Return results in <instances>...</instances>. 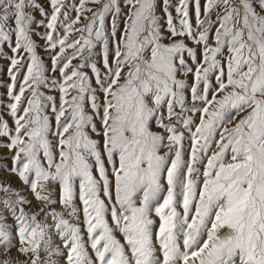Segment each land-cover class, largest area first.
Listing matches in <instances>:
<instances>
[{
	"label": "snow or ice",
	"instance_id": "snow-or-ice-1",
	"mask_svg": "<svg viewBox=\"0 0 264 264\" xmlns=\"http://www.w3.org/2000/svg\"><path fill=\"white\" fill-rule=\"evenodd\" d=\"M0 61V264H264V0H0Z\"/></svg>",
	"mask_w": 264,
	"mask_h": 264
},
{
	"label": "rangeland",
	"instance_id": "rangeland-1",
	"mask_svg": "<svg viewBox=\"0 0 264 264\" xmlns=\"http://www.w3.org/2000/svg\"><path fill=\"white\" fill-rule=\"evenodd\" d=\"M36 18L39 19L38 14L36 15ZM41 31H42V29H41ZM40 43H42V41ZM3 63H5V61H0V64H3ZM4 79H6V77ZM2 91H4V89L3 88H0V92H2ZM13 183L14 184H17V181H15L14 178H13Z\"/></svg>",
	"mask_w": 264,
	"mask_h": 264
}]
</instances>
